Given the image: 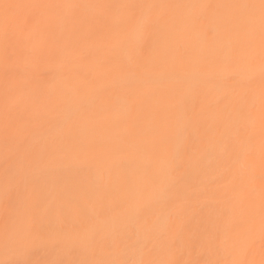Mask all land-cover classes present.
<instances>
[{"label":"bare ground","instance_id":"1","mask_svg":"<svg viewBox=\"0 0 264 264\" xmlns=\"http://www.w3.org/2000/svg\"><path fill=\"white\" fill-rule=\"evenodd\" d=\"M0 264H264V0H0Z\"/></svg>","mask_w":264,"mask_h":264}]
</instances>
